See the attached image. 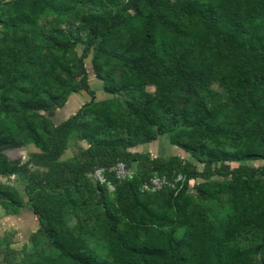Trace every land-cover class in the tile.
Returning <instances> with one entry per match:
<instances>
[{
	"label": "trees",
	"instance_id": "trees-1",
	"mask_svg": "<svg viewBox=\"0 0 264 264\" xmlns=\"http://www.w3.org/2000/svg\"><path fill=\"white\" fill-rule=\"evenodd\" d=\"M72 1L75 4L86 1L98 9L86 19L92 36L85 50L98 39L99 56L118 58L139 80L156 87L154 101L129 105L130 111L139 118L145 141L154 139L155 133L174 129L172 142L205 165L229 159H264V127L259 124L242 128L228 126L218 110L209 109L198 97L194 98V84L239 81L246 90L238 97L237 104L249 107L252 114L260 113L257 109L264 101V0H176L173 3L129 0V6L135 7L143 1L149 9L147 14L137 10L134 15L111 11L108 5H115L116 0ZM58 3V0H32L28 12L17 15L19 27L28 28L36 13L58 9ZM23 58H28L26 48H1L0 74L4 72L1 60H9L15 69L26 63ZM80 64L81 83L87 89V71L82 60ZM6 73L5 82H12L15 70L14 74ZM26 79L29 78L26 76ZM33 101L42 109L59 104L55 95ZM84 111L86 120L78 113L58 126L41 123L44 133L32 129L21 141L11 139L7 126L0 122V174L24 172L11 165L2 151L25 146L28 139L41 145L39 158L49 169L44 181L27 175V190L30 195L34 193L30 200L39 228L30 238L34 252L26 253L15 264H254L250 253L241 250L235 242L248 232H264V184L258 180V177L264 180V168L238 172L215 169L209 174L198 172L178 158L149 160L121 150L113 140H107V132L121 118L110 104H89ZM74 132L87 140L89 146L73 161H60ZM120 158L128 166L134 162L149 165L152 171H161L171 178L229 176L227 214L212 222L206 217L203 204L199 205L198 213L190 214L192 196L182 199L180 193L175 195L177 203L171 211L152 208L149 198H139L138 188L151 177L146 173L117 186L116 207L107 203L108 193L99 187L112 255L111 260H97L79 235L65 227L64 220L79 205H88L85 197L78 201L71 191L85 194V173L89 167L96 160L108 167ZM179 184L176 189L165 188L148 195L168 191L173 197ZM0 207L8 215H17L23 201L0 185ZM124 220L129 224L127 227L121 226ZM178 225L185 228V234L179 246L174 247L172 240ZM42 240H45L43 245Z\"/></svg>",
	"mask_w": 264,
	"mask_h": 264
},
{
	"label": "rangeland",
	"instance_id": "rangeland-1",
	"mask_svg": "<svg viewBox=\"0 0 264 264\" xmlns=\"http://www.w3.org/2000/svg\"><path fill=\"white\" fill-rule=\"evenodd\" d=\"M32 0H0V49L6 46L26 48L28 58L23 65L14 66L9 60H1L0 74V122L7 126L11 139L21 141L35 129L44 133L41 123L58 126L75 114H80L86 120L85 108L89 104H110L113 110L121 115L117 125L107 132V140H113L121 150L147 157L149 160H165L178 158L186 165L194 166L198 172L212 173L215 169L238 172L241 170H260L264 168V159L250 158L246 160L229 159L219 161L210 166L196 160L193 155L177 146L171 140L175 131L169 129L163 134L155 133V138L145 141L144 133L139 129V118L130 111L129 105L137 106L143 100H155L156 87L139 80L129 69L121 65V61L113 56H99V40L95 39L86 51L88 39L92 36L86 23L87 17L97 12V8L85 2L72 0H58V9H48L46 12L36 13L32 23L26 27H19L17 15L28 12ZM173 3L176 0H168ZM129 0H116V4H109L111 11L124 15H134L137 10L147 14L149 9L143 1L135 7L128 5ZM264 32V27L262 28ZM85 54V55H84ZM82 60L87 71L88 88L81 83ZM12 82H5L6 72L14 74ZM26 76L29 78L26 79ZM28 83H25V82ZM34 83V86L32 85ZM33 86V87H32ZM196 96L212 110H218L228 126L242 128L259 124L264 127V101L259 104V114H252L249 107L238 105V97L245 92L246 87L239 81L226 82L212 80L203 86L194 84ZM111 88V89H110ZM93 93V94H92ZM55 95L57 105L42 109L34 104L35 98H47ZM29 143L18 148H8L2 151L8 162L18 166L24 172L0 174V185L12 194L14 198L23 201L19 213H33L27 190L28 176L36 181H44L49 169L44 166V160L39 158L42 153L40 144L28 139ZM2 144V143H1ZM89 146L87 140L80 134L72 133L60 161H73ZM22 150V151H21ZM21 151V152H20ZM122 161V159H118ZM105 167L103 162L96 160L85 173L86 192L78 194L71 191L79 201L86 198L88 205H79L75 213L65 216V227L85 242L91 256L97 260H111L112 243L104 221L101 201L102 191H107L106 200L111 207H116L115 192L98 186L89 178L95 168ZM134 177L146 173L148 175H162L161 171H152L149 165L134 162L129 166ZM27 171V172H26ZM171 179V177H169ZM111 179V178H110ZM229 176L215 174L212 176H183L178 191L173 197L168 191L157 195L139 190L141 200L150 199L152 208L164 212L172 210L177 203L175 195L181 194L184 199L192 196L190 214L198 213L199 205L206 208L205 215L212 222H217L227 214L229 197L226 182ZM255 180V179H254ZM257 180V178H256ZM261 184L264 180L258 177ZM118 185H116L117 188ZM169 211V212H170ZM6 211L0 207V217H5ZM35 215V214H34ZM38 218V216L36 215ZM129 224L123 221L122 227ZM22 224L17 220L0 223V264H15L34 252L31 235L22 233ZM185 228L178 225L172 240L174 247H178L185 234ZM139 234L142 235L140 231ZM41 245L45 244L42 240ZM236 245L250 253L254 264H264V232H248L236 240Z\"/></svg>",
	"mask_w": 264,
	"mask_h": 264
},
{
	"label": "built area",
	"instance_id": "built-area-1",
	"mask_svg": "<svg viewBox=\"0 0 264 264\" xmlns=\"http://www.w3.org/2000/svg\"><path fill=\"white\" fill-rule=\"evenodd\" d=\"M89 178L91 181L98 184V186L107 189L109 192H115L116 185L130 182L133 180L134 176L125 162L118 161L108 167L95 168L93 172L89 174ZM182 181V175H177L170 179L166 175L155 174L142 184L141 191L153 194L165 188L176 189L177 185Z\"/></svg>",
	"mask_w": 264,
	"mask_h": 264
},
{
	"label": "crops",
	"instance_id": "crops-1",
	"mask_svg": "<svg viewBox=\"0 0 264 264\" xmlns=\"http://www.w3.org/2000/svg\"><path fill=\"white\" fill-rule=\"evenodd\" d=\"M2 220H5V222H13L17 220L22 224V233L26 235L34 233L39 228V220L34 213L26 214L21 211L17 215L5 214V217H0V223Z\"/></svg>",
	"mask_w": 264,
	"mask_h": 264
},
{
	"label": "bare ground",
	"instance_id": "bare-ground-1",
	"mask_svg": "<svg viewBox=\"0 0 264 264\" xmlns=\"http://www.w3.org/2000/svg\"><path fill=\"white\" fill-rule=\"evenodd\" d=\"M21 151H22V150H21ZM21 151H20V152H21Z\"/></svg>",
	"mask_w": 264,
	"mask_h": 264
}]
</instances>
